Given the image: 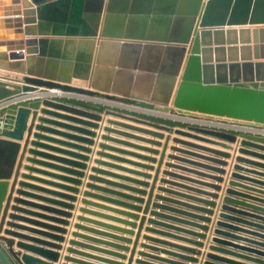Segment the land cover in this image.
<instances>
[{
  "label": "water",
  "instance_id": "1",
  "mask_svg": "<svg viewBox=\"0 0 264 264\" xmlns=\"http://www.w3.org/2000/svg\"><path fill=\"white\" fill-rule=\"evenodd\" d=\"M22 45L27 47L25 55L20 52ZM105 48L117 53V59L108 62L102 56ZM238 52H246L245 58L237 57ZM36 62H46V66L35 75ZM0 71L22 74L23 92L31 91L28 85L58 89L171 116L264 131V0H0ZM7 88L19 89L10 79L0 77V102L14 95ZM56 101L104 109L158 126L188 127L196 134L231 142L241 135L240 152L248 147L264 152V134L189 126L74 98ZM17 107L21 104L0 108V114L8 111L4 119L0 117V213L15 165V141L21 136L26 117L23 108L17 117L9 113ZM241 169L238 164L233 166L232 179H244L236 174ZM246 172L264 178V172ZM250 182L264 188L260 180ZM229 186L238 184L232 181ZM242 187L264 197V190ZM226 193L221 221L214 231L222 239L212 240L223 248L211 246L210 250L237 260L208 254L204 264H264V198L230 189ZM233 194L257 204L228 196ZM2 225L0 221V264H51L57 259V254L45 248L15 243L9 237L41 247L58 246L3 230Z\"/></svg>",
  "mask_w": 264,
  "mask_h": 264
},
{
  "label": "crops",
  "instance_id": "2",
  "mask_svg": "<svg viewBox=\"0 0 264 264\" xmlns=\"http://www.w3.org/2000/svg\"><path fill=\"white\" fill-rule=\"evenodd\" d=\"M26 49L22 45L20 52L25 55ZM102 56L107 61L117 59V53L109 48ZM245 56L246 52L237 54L239 58ZM24 66L27 68V63ZM45 66L46 62H36L34 74L44 71ZM107 75L116 80V76ZM0 77L10 79L19 88H7L14 95L1 101L0 108L7 110L10 104H21L9 113L17 117L19 108H23L26 114L21 136L15 141L18 150L2 203V228L58 248L9 237L15 243L57 254L51 264H204L208 254L237 260L210 247L223 248L212 240L222 239L214 231L221 221L227 190L261 197L242 186L264 190L250 182H264V178L246 172H264L263 151L248 147L240 152L241 135L231 142L196 134L188 127L153 125L104 109H86L56 100L74 98L189 126L224 127L247 134L264 131L171 116L58 89L28 85L31 91L23 92L22 74L0 71ZM6 113L0 114L1 119ZM184 150L219 161L180 152ZM211 151L224 156H215ZM237 158L241 162L237 163ZM236 164L242 168L236 174L244 179H232ZM232 181L240 187H230ZM228 196L257 204L235 194ZM66 257L71 259L65 261Z\"/></svg>",
  "mask_w": 264,
  "mask_h": 264
}]
</instances>
